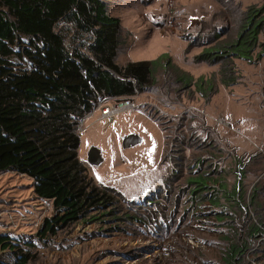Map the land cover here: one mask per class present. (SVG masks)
Segmentation results:
<instances>
[{"label":"rangeland","instance_id":"1","mask_svg":"<svg viewBox=\"0 0 264 264\" xmlns=\"http://www.w3.org/2000/svg\"><path fill=\"white\" fill-rule=\"evenodd\" d=\"M106 4L120 20L117 62L160 59L169 71L158 70L155 83L131 98L133 107L110 118L101 116L100 100L120 101L100 96L80 119L77 154L95 181L120 195L119 206L144 223L129 219L116 230L108 221L78 223L41 239L36 231L52 216L51 203L35 198L31 177L6 170L0 171V233L27 242L35 237L29 264H231L224 261L226 245L246 238L243 264H264V26L250 59L228 57L230 83L221 82L220 62L198 59L235 38L249 8L264 18V0ZM15 61V68L30 67ZM172 69L186 76L181 85ZM200 172L210 176L209 186L241 192L240 211L218 194L225 191L216 190L215 206L190 200L186 180ZM165 206L171 217H163ZM254 224L260 229L248 235Z\"/></svg>","mask_w":264,"mask_h":264},{"label":"trees","instance_id":"2","mask_svg":"<svg viewBox=\"0 0 264 264\" xmlns=\"http://www.w3.org/2000/svg\"><path fill=\"white\" fill-rule=\"evenodd\" d=\"M242 19L235 38L218 41L198 57L220 62L225 84L235 78L230 54L250 59L264 26L261 9L249 8ZM119 28V18L107 13L106 0H0V171L31 177L35 198L51 203L52 216L36 231L41 239L78 223L108 221L113 230L129 219L144 223L119 206L120 195L95 181L77 154L80 119L100 96L131 99L155 83L158 70L169 71L160 59L119 64ZM15 59L30 67L15 68ZM172 71L180 84L186 76ZM197 86L212 89L204 81ZM209 181L203 172L189 176L190 200L215 206L222 194L240 211L241 192H229L223 183L209 186ZM165 210L163 217H171L173 209ZM259 229L254 224L247 234ZM248 241H230L224 261L243 264L240 256ZM35 247L0 234V252L12 249L15 255L13 263L0 264H29Z\"/></svg>","mask_w":264,"mask_h":264},{"label":"built area","instance_id":"3","mask_svg":"<svg viewBox=\"0 0 264 264\" xmlns=\"http://www.w3.org/2000/svg\"><path fill=\"white\" fill-rule=\"evenodd\" d=\"M109 100L110 99L107 98L101 99L98 104L100 114L103 118H110L113 116V114H116L120 111L128 110L133 107V102L131 101V99H125L123 101L113 104L112 106L108 105Z\"/></svg>","mask_w":264,"mask_h":264},{"label":"crops","instance_id":"4","mask_svg":"<svg viewBox=\"0 0 264 264\" xmlns=\"http://www.w3.org/2000/svg\"><path fill=\"white\" fill-rule=\"evenodd\" d=\"M0 234H3V233H0ZM3 235H7V236H9L14 242H19V243H21L22 242V240L24 241L23 243H25V242H27V239H23V238H21V239H13L12 237H11V235L8 233V234H3ZM21 235H25L23 232L21 233ZM34 239H35V237L33 238V239H30L31 241H28V242H33L34 241ZM26 240V241H25ZM7 259V260H6ZM8 260H9V262H8ZM14 260H15V255H14V251L12 250V249H6V250H4V251H2V252H0V261H2V262H4V263H13L14 262Z\"/></svg>","mask_w":264,"mask_h":264}]
</instances>
